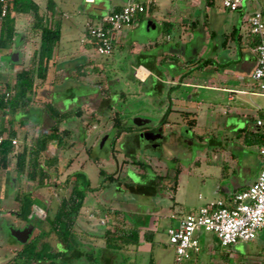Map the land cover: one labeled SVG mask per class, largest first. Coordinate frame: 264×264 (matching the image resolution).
Listing matches in <instances>:
<instances>
[{"label": "rangeland", "instance_id": "374dc122", "mask_svg": "<svg viewBox=\"0 0 264 264\" xmlns=\"http://www.w3.org/2000/svg\"><path fill=\"white\" fill-rule=\"evenodd\" d=\"M82 2L74 0L73 16L85 19ZM250 2L251 5L242 12H227L233 16H247L256 9H264V0L247 1ZM218 4L226 10L221 0H218ZM18 26L22 37L17 38L11 47H0V85L6 88L15 82L17 71L28 64L39 46L38 36H26L24 25L19 23ZM131 28L137 30L133 23L127 25L123 29L124 36ZM146 33L154 32L139 31V38L144 39ZM69 43L70 47L78 49L80 39L73 38ZM114 51L113 57L99 55L97 58L109 59L107 63H101L100 60L99 64L105 65L97 66L94 63L88 65V68L84 65V71L78 74L80 88H97L98 96L97 99L94 96L92 102L81 104V116L74 114L60 124V130H70L71 136L66 138L64 147H57V143L51 141L48 149L42 153L41 164H44L48 172L44 183L39 185L38 181L30 180L27 175L19 177L14 153L9 156L8 168H0V264H19L16 253L40 231L37 221L31 224L16 214L20 211V202L15 199L17 193L32 191L39 201L30 207L32 214L43 219L46 213L43 205L54 212L57 198L70 191V185H66L67 178L80 170L87 172L92 189L87 192L85 207L78 219L75 250L64 258L55 259L56 263L43 261L29 264H140L143 260L141 254L147 257L153 254L159 264H171L174 254L167 230L178 221L171 217L172 214L180 217L194 211L206 197L219 195L225 185L236 188L243 185L244 178L239 174L242 166L226 164L223 156L226 154L224 149L235 148L242 143L238 134L232 132L228 140L222 141L225 130H208L199 124L191 130H184L187 126L178 123L183 119L178 120L179 116L176 118L174 114L166 112L171 101L166 95L164 100L158 99L160 97L155 92L154 82L149 80L141 83L132 78L134 71L130 63L136 60V56L130 54L127 48L124 50L117 47ZM93 66L99 69L92 70ZM51 68L47 81L56 87L64 73L56 70L53 65ZM253 71L254 68H251L243 73L247 75ZM134 73L136 75V71ZM47 81H38L35 92L31 94L33 102L24 114L13 115L7 112L0 116L7 131L10 128L17 131V150H22L25 143L35 141L43 132L50 130L53 120L44 105L50 100L44 92L55 87ZM174 92L193 95L196 102L202 100L200 104H191L193 107L203 109V100H212L213 104H217V95L214 96L216 92L202 88L180 87L174 89ZM253 99L264 101V97ZM76 106L72 105L75 109ZM118 112L132 129L124 132L112 146L111 141L117 131L115 122ZM163 120L168 121L161 130ZM234 155L237 156L235 152ZM47 160L54 161L51 165L45 162ZM135 160L145 162L147 167ZM101 169L105 170L106 175H113L115 181L102 175ZM149 180L153 183L146 185ZM107 208L122 210L120 217H123L125 225L135 223L142 230H154L155 241L146 243L142 238V252L139 253H136L135 244H129L121 250L107 248L102 237L110 225L105 215ZM197 236L202 244L200 257L205 264H224L223 260H227L228 264H241L244 258H260L256 262L260 264L264 256V228L255 240L239 241L231 247H223L211 231L198 230ZM45 240L54 248L61 247L53 233L46 236Z\"/></svg>", "mask_w": 264, "mask_h": 264}, {"label": "crops", "instance_id": "0c3cea01", "mask_svg": "<svg viewBox=\"0 0 264 264\" xmlns=\"http://www.w3.org/2000/svg\"><path fill=\"white\" fill-rule=\"evenodd\" d=\"M36 1L40 4V13L48 16V22L60 23L62 33L61 40L54 51L52 65L56 70L62 71L64 77L61 78L60 84H56V87L47 81L55 88L45 90L46 97L63 110L75 109L72 107L74 104H77L76 108H78L83 102H92L93 98L97 99L98 90L91 86L80 88L78 74H82L84 65L88 68V65L94 63L97 66L105 64H99L101 59H97L99 55L92 43L89 41L82 43L85 25L90 20L99 21L107 13L119 10L128 0H83L82 11L86 12L85 19L73 16L74 0H61V2L55 0L56 4L52 11L47 9V0ZM247 1L236 11L242 12L248 5H251V2L247 3ZM227 11L228 9L225 10L219 6L218 0H154L148 10L139 14L134 20L133 25L135 29L137 28L136 31L131 28V31L124 36L123 28L114 33L115 50L117 47L124 48V50L127 48L130 54L136 56V60L131 61L130 67L134 72L139 69L138 73L143 79L136 76L134 72L132 78L141 83L152 80L155 92L160 97L158 99L164 100L166 95L171 101L166 112L174 114L176 118L179 116L178 120L182 119V112H192L193 116L197 117L198 124L208 130H225L222 141L228 140L232 132L238 134L243 128L256 129L255 119L264 110V101L258 100L257 102L253 99V97H264L256 93L253 72L247 75L243 73L251 68L253 70L257 63L255 46L258 40L251 33L249 23L250 16L257 9L247 16L244 14L233 16ZM261 11L264 15V9ZM70 13H72L71 16ZM24 21L25 18H22L19 23L24 24ZM138 30L141 32L152 30L154 33H146L142 39L139 38ZM19 32L18 38H21V31ZM25 34L27 36V33ZM73 38L80 39L78 49L69 46ZM114 54L115 51L110 57ZM101 61V63L103 61L107 63L109 59ZM51 67L48 80L51 75L50 71H52ZM180 87L202 88L216 92L214 96L217 95V104H213L212 100L210 102L203 100L206 107L204 106L203 109L193 107L194 105L191 104H200L202 100L196 102L193 95L187 96L183 92L175 93L174 89ZM166 88L169 90L165 91ZM77 90H80V94ZM189 106L192 108L190 109ZM178 123L184 127L187 126L184 130L192 129L183 120ZM164 124L163 121L161 130ZM259 148L260 146L257 145L241 143L235 148L224 149L226 154L223 156L226 164L228 162L230 166H242L239 174L244 178V183L239 188L225 185L219 195L206 197L201 205L218 198H230L236 192L251 185L264 165ZM141 245L142 243L138 246L136 253L142 252ZM172 248L175 257L174 247ZM200 253L188 264H205ZM141 255L143 260L140 264H147L150 255L148 257ZM154 258L156 264H159L157 257L154 256ZM259 259L244 258L241 264H257ZM223 263L228 264V261L223 260Z\"/></svg>", "mask_w": 264, "mask_h": 264}, {"label": "trees", "instance_id": "16d2710c", "mask_svg": "<svg viewBox=\"0 0 264 264\" xmlns=\"http://www.w3.org/2000/svg\"><path fill=\"white\" fill-rule=\"evenodd\" d=\"M9 9L7 15L3 18L0 25V47L8 48L14 45L20 34L19 20L25 18L24 31L27 34L38 36L39 46L30 57L29 62L16 73L15 82L8 87L13 91V95L5 100L0 97V116L10 112L13 115L25 113L33 99L31 94L39 84L44 83L49 76V70L53 63V56L56 46L61 40V25L59 22H48V16L40 13V4L36 0H8ZM55 0H47V9L52 11L55 7ZM116 11V10H114ZM124 91L122 95L124 97ZM48 115L53 120L49 131L43 132L35 141L25 143L22 150H17L12 140L17 137V131L10 128L8 131L3 125L0 117V168H8V160L11 153L16 157V171L19 177L27 175L30 180L38 181L39 185L44 183L48 175L44 164H41V155L48 149L49 143L55 141L57 147H64L66 138L71 136L70 130H60V124L72 117L74 114L81 116L80 108L60 109L53 101L44 104ZM182 119L189 128L198 125L197 117L192 112H182ZM164 122L168 120H163ZM115 125L117 126L116 134L113 136L111 145L114 146L117 139L126 132L131 131L132 127L127 126L124 117L118 112ZM245 145H264V131L260 128L250 130L243 128L237 135ZM56 159V158H55ZM54 159V160H55ZM99 157L97 156V160ZM53 160V161H54ZM52 160L45 162L52 165ZM147 167L146 163L141 160H135ZM100 173L108 180L115 181L113 175H106L105 170L101 169ZM72 177H74L73 180ZM178 183L177 176L175 178ZM153 183L149 180L146 185ZM66 185H70L68 194L57 198V207L54 212L49 207H44L46 213L41 219L39 216L32 214L31 206L38 204V200L32 191L23 194L17 193L15 199L20 202V211L16 214L29 223L37 221L39 233L30 239L16 253L19 264H29L33 262L49 261L56 263L57 258H64L70 255L76 246L75 234L79 228L78 219L85 207L87 192L92 189L91 181L87 172L80 170L70 175L66 180ZM151 185V184H150ZM177 186L175 185V188ZM148 195V194H147ZM122 210L107 208L105 215L110 220L105 234L102 236L107 248L124 249L127 245L135 244L136 247L142 243V238L146 242H154V230H142L138 225H125L123 217L120 215ZM124 216L127 217L124 212ZM123 222V223H122ZM55 234L59 240L58 246L54 248L50 242L45 240L46 236ZM147 264H156L153 254L150 255Z\"/></svg>", "mask_w": 264, "mask_h": 264}, {"label": "built area", "instance_id": "2783aa9c", "mask_svg": "<svg viewBox=\"0 0 264 264\" xmlns=\"http://www.w3.org/2000/svg\"><path fill=\"white\" fill-rule=\"evenodd\" d=\"M246 0H221L223 6L231 11L238 10ZM154 0H128L119 10L107 13L99 21H88L82 43L90 42L100 56L110 57L114 53V33L134 22L137 16L148 10ZM8 0H0V24L7 15ZM250 31L257 37L255 51L257 63L252 73L256 81V93L264 95V15L261 10L254 12L250 18ZM136 70V76L143 79ZM13 91L0 85V97L5 100ZM255 126L264 131V110L255 119ZM0 136V141L3 140ZM17 139L12 140L17 144ZM264 159V145L259 148ZM178 224L167 230L169 243L174 247L175 257L172 264H188L201 251L198 230L211 231L216 234L223 247H230L239 241H252L264 228V165L257 179L247 188L233 194L230 198H218L192 212L178 217ZM260 264H264V257Z\"/></svg>", "mask_w": 264, "mask_h": 264}]
</instances>
